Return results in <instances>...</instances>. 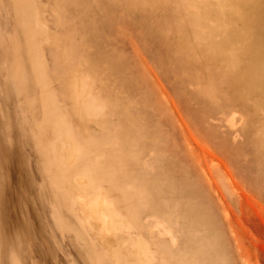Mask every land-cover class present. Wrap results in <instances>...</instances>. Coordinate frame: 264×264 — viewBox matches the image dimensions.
<instances>
[{"label":"rangeland","instance_id":"374dc122","mask_svg":"<svg viewBox=\"0 0 264 264\" xmlns=\"http://www.w3.org/2000/svg\"><path fill=\"white\" fill-rule=\"evenodd\" d=\"M0 264H264V0H0Z\"/></svg>","mask_w":264,"mask_h":264},{"label":"bare ground","instance_id":"6f19581e","mask_svg":"<svg viewBox=\"0 0 264 264\" xmlns=\"http://www.w3.org/2000/svg\"><path fill=\"white\" fill-rule=\"evenodd\" d=\"M219 51H220V49L217 50L218 53H220ZM239 78H241V77H239Z\"/></svg>","mask_w":264,"mask_h":264}]
</instances>
